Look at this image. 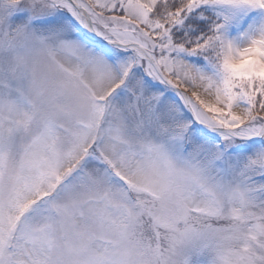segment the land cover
Segmentation results:
<instances>
[{
	"label": "snow or ice",
	"instance_id": "6c2138e0",
	"mask_svg": "<svg viewBox=\"0 0 264 264\" xmlns=\"http://www.w3.org/2000/svg\"><path fill=\"white\" fill-rule=\"evenodd\" d=\"M0 264H264V0H0Z\"/></svg>",
	"mask_w": 264,
	"mask_h": 264
}]
</instances>
